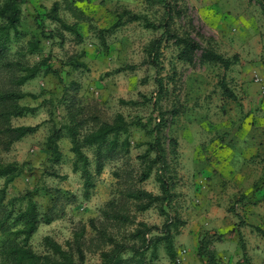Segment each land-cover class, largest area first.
<instances>
[{
    "label": "rangeland",
    "instance_id": "obj_1",
    "mask_svg": "<svg viewBox=\"0 0 264 264\" xmlns=\"http://www.w3.org/2000/svg\"><path fill=\"white\" fill-rule=\"evenodd\" d=\"M57 1L58 16L69 25L76 23L79 34L49 18ZM179 6L184 14L175 17L171 28L180 34L190 32L204 47L226 57L237 55L230 68L203 63L199 56L193 64L182 62L173 40L163 44L162 69L150 64L145 48L163 29L147 27L146 22L163 21L159 0H29L23 4L20 34L12 32L8 59L34 64L49 56L59 76L41 74L22 86L24 92L38 97L28 95L21 104H43L35 114L14 117L11 123L42 126L8 150L0 144V164L29 161L33 167L8 185L7 199H17V205L24 207L27 200L22 197L34 189L41 193L44 187L62 188L76 197L65 205L62 216L39 226L31 240L37 252L44 251L46 235L65 245L81 223L98 218L109 207L149 225L164 223L158 206L139 211L138 202L128 196L138 188L161 193L156 168L147 180L140 178L147 169L142 157L157 135L152 129L164 115L166 177L174 193L172 207L167 209L176 211L185 223L175 239L176 262L160 247L155 264H204L197 257V246L205 231L225 234L212 244L219 264H238L243 255L236 227L240 220L245 223L240 230L251 263L264 264V237L255 230V226L264 228V0H179ZM124 9L141 18L107 33L104 46L99 29L111 27ZM37 16L58 34L51 39L40 37ZM38 36L39 50L30 53L29 40ZM74 61H84L86 66L75 67ZM121 67L125 70L116 71ZM13 74L18 72L0 68V91L9 89ZM171 76L174 82H169ZM157 77H163L168 87L163 97L157 93ZM223 79L237 101L223 94ZM72 112L83 123L82 133L93 126L95 117L112 122L121 113L130 122V153L107 162L95 176L89 198L84 196L81 173L73 170L76 156L67 133L59 142L61 161L53 165L47 159V136L55 126L71 120ZM173 137L178 141L175 146L170 141ZM85 152L94 172V150L85 148ZM49 171L59 176L48 175ZM3 185L0 179V188ZM34 199L41 211L50 204L42 194ZM134 227L117 224L110 232L122 239ZM86 239L87 264L99 262L102 243L90 228Z\"/></svg>",
    "mask_w": 264,
    "mask_h": 264
},
{
    "label": "trees",
    "instance_id": "obj_2",
    "mask_svg": "<svg viewBox=\"0 0 264 264\" xmlns=\"http://www.w3.org/2000/svg\"><path fill=\"white\" fill-rule=\"evenodd\" d=\"M29 0H3L0 4V68L11 72H18L9 77L10 87L0 91V144L5 149H9L13 143L20 141L28 135L36 133L42 123L35 125L14 126L11 123L14 117H24L29 114H35L40 106L23 105L20 101L30 95L37 98V94L26 93L22 86L28 81L44 75H58L59 70L51 63L49 56L42 58L34 64L27 61H10L8 54L13 35H19V26L22 18V6ZM164 7V18L159 24L150 21L146 26L155 29H163L162 33L154 38L146 46L148 62L155 66L158 71L162 69L160 57L162 55L163 44L168 40H173L178 47V60L193 64L195 59L203 63L219 64L228 69L233 65L238 56L226 57L214 48L204 47L196 40L190 32L179 33L171 28V23L175 17H181L184 14L183 8L179 6V0L173 3L170 0H159ZM59 2H55L51 9L49 18L61 23L63 29L77 31L74 24H67L58 16ZM141 17L127 9L119 12L117 21L109 28L99 29L102 44L106 46L105 35L124 25L127 22L139 20ZM39 35L42 38L51 39L56 36L57 31L49 30L44 18L36 17ZM63 37V34H61ZM40 38L34 37L29 40L30 53L39 50ZM75 67H85L83 61H74ZM133 68L132 66L126 69ZM125 70V67L116 69V71ZM157 93L163 97L168 93V87L163 77H157ZM169 82H174V77H169ZM74 85L78 86L76 82ZM78 88V87H76ZM223 94L238 100L237 95L228 87L225 79L221 81ZM133 103L137 104L136 101ZM174 115L179 114L178 109L173 110ZM71 120L62 125L55 126L47 136L45 148L47 159L53 165L58 164L62 159L60 150V140L67 133L72 142V151L76 159L73 164V170L80 172L84 180V196L89 198L91 190L95 187V176L100 175L107 162L120 154L128 155L130 153V122L126 117L118 113L114 120L101 121L95 117V123L82 133L83 123L77 121L74 112L71 113ZM140 124V123H139ZM82 126V127H81ZM167 126L164 115L155 125L152 132H157L154 140L148 143V148L143 155V161L147 163V169L143 171L140 180H147L153 170L156 168V178L160 183V194H155L144 188H138L131 191L128 196L137 201L139 211H146L152 207L158 206L160 213L165 216V221L161 226L149 225L145 221H136L120 210L114 208H105L101 211L98 218H89L86 223H81L80 228L74 233L73 238L68 240L65 245L58 242L50 235L43 238V252H37L32 246L31 240L38 231L41 224H50L58 219L65 212V205L75 200V195L62 188L44 187L28 191L22 198L27 200L24 207L17 205V199H7L8 185L17 177L26 171H32L33 167L29 161L8 162L0 164V179H4V185L0 188V264H87L86 262V234L88 228L94 232V238L98 239L102 245L99 248L100 261L94 264H155L159 258V248L162 247L172 262H176L177 249L175 239L180 228L184 226V221L179 217L176 211L170 212L167 208L172 207L174 193L172 185L166 177L168 165L167 149L162 139L163 129ZM124 136L122 139L121 137ZM173 146L177 144L176 138L170 139ZM85 148H92L95 156V170L91 169V160L85 152ZM154 154V155H152ZM47 172V171H45ZM48 175L59 176L56 171H49ZM256 186V190L259 188ZM255 190V191H256ZM254 191V192H255ZM42 194L49 197L50 204L40 210L36 195ZM246 197H242L239 201ZM240 218V217H239ZM131 223L135 227L129 231L122 239L118 235L110 232L111 228L117 224ZM245 223L240 220L237 224V233L239 244L242 250V257L238 264H252L249 258L248 249L240 228ZM235 229V227H234ZM255 230L264 237V228L255 226ZM224 233L216 231H205L198 240L197 257L204 264H219L216 251L212 244L216 241H222Z\"/></svg>",
    "mask_w": 264,
    "mask_h": 264
}]
</instances>
